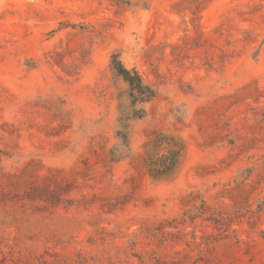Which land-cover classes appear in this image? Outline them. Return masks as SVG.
<instances>
[{
    "label": "rangeland",
    "instance_id": "374dc122",
    "mask_svg": "<svg viewBox=\"0 0 264 264\" xmlns=\"http://www.w3.org/2000/svg\"><path fill=\"white\" fill-rule=\"evenodd\" d=\"M0 264H264V0H0Z\"/></svg>",
    "mask_w": 264,
    "mask_h": 264
},
{
    "label": "trees",
    "instance_id": "16d2710c",
    "mask_svg": "<svg viewBox=\"0 0 264 264\" xmlns=\"http://www.w3.org/2000/svg\"><path fill=\"white\" fill-rule=\"evenodd\" d=\"M114 71L129 86L130 96L134 104L148 103L154 98V92L146 86L136 71L128 70L117 58L114 59ZM161 169H165L162 165Z\"/></svg>",
    "mask_w": 264,
    "mask_h": 264
}]
</instances>
